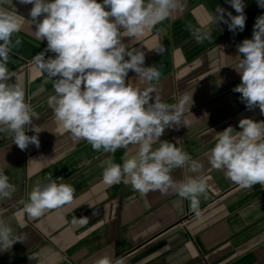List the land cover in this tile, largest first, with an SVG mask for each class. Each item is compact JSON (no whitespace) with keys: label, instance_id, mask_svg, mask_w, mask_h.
Returning <instances> with one entry per match:
<instances>
[{"label":"crops","instance_id":"obj_1","mask_svg":"<svg viewBox=\"0 0 264 264\" xmlns=\"http://www.w3.org/2000/svg\"><path fill=\"white\" fill-rule=\"evenodd\" d=\"M12 3L16 9L12 4L5 7L17 11L21 30L13 39L19 38L21 44L10 54L8 69L16 74L10 82L23 88L39 117L33 123L42 131L39 147L30 144L26 150L19 149L11 135L0 133V168L16 187L10 199L0 198V220L14 236L24 237L0 250V264H94L104 255L123 257L126 264H264V185L241 188L211 167L206 155L216 143V133L229 126L238 131L244 118L264 121L258 107L249 110L241 94L233 91L241 82L235 71L237 46L252 38L264 7L257 0H244L245 28L232 32L222 22L212 23L218 7L226 10L225 19L228 12L237 15L226 0H184L171 18L132 42L144 51L145 66L160 68L161 78L152 85L164 102L175 104L183 95H192L190 111H185L190 123L166 129L160 139L176 143L204 164L207 191L199 197L196 216L190 202L175 193L141 195L130 184L102 182L103 161L112 157L122 164L126 149L114 154L96 151L60 128L47 106L53 82L33 61L47 42L34 35L29 20L32 5ZM195 30H210V37L198 43ZM161 47L163 51L157 52ZM135 77L130 71L133 86H150ZM172 175L180 180L185 172L174 169ZM49 178L70 184L75 189L73 200L30 217L24 208L28 194ZM80 218L88 222L80 223Z\"/></svg>","mask_w":264,"mask_h":264},{"label":"clouds","instance_id":"obj_2","mask_svg":"<svg viewBox=\"0 0 264 264\" xmlns=\"http://www.w3.org/2000/svg\"><path fill=\"white\" fill-rule=\"evenodd\" d=\"M32 7L29 11L34 35L46 41L44 51L33 57L37 69L53 82V94L47 98L60 128L76 140H84L96 151L115 153L126 149L122 164L112 157L103 161L102 182L106 185L130 184L141 195L150 191L175 193L190 202L196 216L200 215L201 195H206L204 164L178 147L161 140L166 129L187 126L192 95H183L175 104L164 102L152 82H158V66H145V53L132 42L151 31L157 24L172 17L184 0H18ZM237 15L218 7L212 23L227 25L229 31H243L246 15L244 0H226ZM264 7V0H257ZM0 0V133L12 136L21 150L30 144L40 145L42 129L33 123L39 119L26 101L16 76L9 71L10 54L21 44L14 34L21 30L17 11ZM14 7V6H13ZM15 8V7H14ZM16 9V8H15ZM230 20V22H229ZM129 38L124 42L123 38ZM199 43L210 37V30L193 31ZM161 53L162 47L156 50ZM53 55L48 56L47 53ZM239 62L235 71L241 82L233 91L249 110L258 107L264 114V15L257 17L251 39L238 46ZM148 87L129 83V72ZM239 130L229 126L216 133L215 145L207 155L208 163L241 188L264 185V121L244 118ZM28 131L35 133L27 135ZM158 144V147L154 145ZM174 169L185 172L174 179ZM16 191L9 177L0 168V198H11ZM75 189L67 183L49 178L37 183L28 194L24 208L33 218L73 200ZM76 222L75 220L73 221ZM80 218V223H87ZM24 237L14 236L12 228L0 220V250L10 249ZM94 264H126L123 257L104 255Z\"/></svg>","mask_w":264,"mask_h":264}]
</instances>
